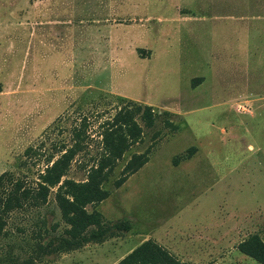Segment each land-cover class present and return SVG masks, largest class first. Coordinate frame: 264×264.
<instances>
[{
	"label": "rangeland",
	"instance_id": "obj_1",
	"mask_svg": "<svg viewBox=\"0 0 264 264\" xmlns=\"http://www.w3.org/2000/svg\"><path fill=\"white\" fill-rule=\"evenodd\" d=\"M101 2L0 0V175L35 187L82 129L87 146L66 178L84 181L120 109L151 106L158 116L152 128L140 122L142 141L118 162L98 207L131 231L34 264H117L147 239L181 263L259 264L237 244L264 239V0H112V19L93 9ZM136 153L161 172L139 170L116 188ZM196 156L199 174L189 175ZM55 193L10 215L0 264L36 257L38 244L63 234ZM220 219L230 237L212 250L205 230Z\"/></svg>",
	"mask_w": 264,
	"mask_h": 264
},
{
	"label": "trees",
	"instance_id": "obj_2",
	"mask_svg": "<svg viewBox=\"0 0 264 264\" xmlns=\"http://www.w3.org/2000/svg\"><path fill=\"white\" fill-rule=\"evenodd\" d=\"M197 78L193 81H201ZM158 116L151 106L133 104L123 107L108 120L102 132V149L99 157L89 168L84 181L66 178L72 163L87 146L82 129L75 130L74 143L62 150L57 159L52 158L45 171L39 175L35 187L27 185L25 180L17 178L11 172L0 175V239L6 234L8 218L15 211L41 208L48 203L53 189H56L55 201L61 213L62 221L67 225L63 234L51 238L46 244H38L35 256L23 263L12 261L11 264H34L46 256L69 253L91 243H103L119 238L122 232L131 231L129 222L111 224L98 207L110 197L105 188L119 161L128 151L142 141V122L146 127L155 126ZM166 126L172 132L180 130L179 125L167 120ZM197 152L196 147L188 151L187 159ZM149 162L147 153H136L126 164L121 178L115 182L120 188L127 179L136 174ZM178 165V162H176ZM91 208V210L89 209ZM57 226L53 230H57ZM49 235L48 229H44ZM40 239L44 236L39 231ZM238 251L264 264V239L259 234H251L238 246ZM117 264H188L181 263L177 257L155 240H147L127 254Z\"/></svg>",
	"mask_w": 264,
	"mask_h": 264
},
{
	"label": "crops",
	"instance_id": "obj_3",
	"mask_svg": "<svg viewBox=\"0 0 264 264\" xmlns=\"http://www.w3.org/2000/svg\"><path fill=\"white\" fill-rule=\"evenodd\" d=\"M93 1H98V0H93ZM102 2L103 1H106V3L105 2H101L102 4H101V6H99L98 8L95 6V5H93V9L95 10V9H104L105 11L103 12V13H106V15H108V16H110L111 17V19H112V14H114L115 15V12H114V10L115 9H117V7L116 6H112V0H101ZM113 11V12H112ZM103 15H105V14H103ZM198 155V154H197ZM197 159V156L196 157H194V159L191 161V162H188L187 164H191L192 165V167L191 168H189L188 170H187V173L190 175V174H192L193 176L194 175H196L197 176V174H199V171H200V163H196L197 165L195 166V163H192V162H194L195 160ZM144 173L145 172H147L146 174L148 175V173H150L151 172V174L150 175H153L152 173L153 172H161L159 169H156V170H154V169H147V168H142L141 169ZM157 176H158V174H157ZM152 183H154V181H151ZM156 183L157 184H159L160 183V181L159 180H157L156 181ZM222 206V205H221ZM155 223V222H154ZM156 224H158V223H156ZM193 225H194V227H195V229L196 230H198L200 227H202V223L197 219L196 221H194L193 223H192ZM154 225V224H153ZM212 227H209V229H206L205 231H206V235H208V236H206V237H204V240H206L207 242L205 243V242H203V243H205L206 244V246L209 248V249H212V250H215V248H218L217 250H221L222 248H223V246H226V243H227V241L229 240V237H230V235L228 234V230L226 229V230H224V228L222 227V226H224L225 228H228L229 227V221L228 220H225L224 221V224H223V221H222V219H220V221L219 222H216V224H212L211 225ZM214 233V234H213ZM147 240H150V239H147ZM147 240H144V241H147ZM152 240H154V239H152ZM195 240L196 241H200L201 240V237H199L198 239L195 237ZM245 240V239H244ZM156 241V240H155ZM156 242H158L160 245H162V246H164L167 250L168 249H171V248H169L168 247V245L167 244H164V242H162L160 239L158 240L157 239V241ZM242 242V241H241ZM240 242V243H241ZM143 243V242H142ZM240 243H238L237 244V246L240 244ZM194 248H198V246H195ZM200 248V247H199Z\"/></svg>",
	"mask_w": 264,
	"mask_h": 264
}]
</instances>
